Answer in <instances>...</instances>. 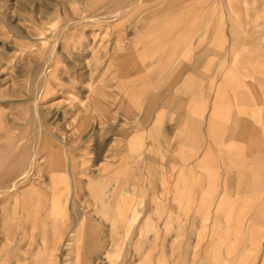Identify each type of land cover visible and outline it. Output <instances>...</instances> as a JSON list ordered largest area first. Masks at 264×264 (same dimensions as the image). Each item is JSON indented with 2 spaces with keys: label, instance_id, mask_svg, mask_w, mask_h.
I'll return each mask as SVG.
<instances>
[{
  "label": "rangeland",
  "instance_id": "obj_1",
  "mask_svg": "<svg viewBox=\"0 0 264 264\" xmlns=\"http://www.w3.org/2000/svg\"><path fill=\"white\" fill-rule=\"evenodd\" d=\"M173 1L0 0V148L17 147L4 171L16 188L0 191V264H184L189 240L186 264H259L257 249L244 248L242 255L233 229L246 208L235 183L225 181L226 162L202 159L205 141L213 150L220 144L206 126L205 144L186 143L176 135V121H169L183 115L178 74L194 67L193 60L188 56L185 64L175 55L167 61L133 40L150 17L168 15ZM206 5L195 1L191 18L197 14L202 22ZM215 6L216 31L226 29L235 47L264 56V0H215ZM190 27L195 50L218 48L198 24ZM220 62L209 56L199 66L202 76L196 91L186 94V115H207L217 83L225 92L222 123L230 110L243 113L235 89L217 71ZM249 75L242 68L240 78L251 81ZM153 97L157 105L150 103ZM154 122L161 125L160 138L150 132ZM165 133L169 144L159 141ZM55 150L65 161V181L57 187L47 168ZM19 163L26 168L18 170ZM117 166L121 173L110 178ZM31 187L48 195L42 218L21 207ZM111 187L130 189L134 220L132 236L121 231L114 241L107 236L111 222L102 197ZM224 193L229 200L217 209ZM145 215L149 250L141 263L143 249L135 243ZM77 219L86 227L96 222L103 244L89 251L81 235L68 236Z\"/></svg>",
  "mask_w": 264,
  "mask_h": 264
},
{
  "label": "crops",
  "instance_id": "obj_2",
  "mask_svg": "<svg viewBox=\"0 0 264 264\" xmlns=\"http://www.w3.org/2000/svg\"><path fill=\"white\" fill-rule=\"evenodd\" d=\"M94 1L99 2L100 0ZM186 1L190 4L183 5ZM195 1L199 0H174L171 3L172 6H168L165 11V13L168 12V15L159 18H154V16L150 17V23L146 25L142 32L138 34L135 33L136 36L133 40L137 45L141 44V46L147 49L150 48L156 51L158 57L161 56L160 58L167 59V61L175 55H178L185 64L193 60L195 64L194 67L188 68L185 71L186 66H184L185 68L182 67L178 74L180 82L177 89L184 94L180 107L183 115L172 117L169 121H176L175 129H178L176 135L180 136L182 141L186 143L203 144L202 135L204 127L206 126L208 133L211 134L209 136H212L215 142L220 144L216 146V150H213L210 148L208 140L205 141L206 146L203 150L202 159L210 160L211 157L214 156L212 157L213 160H222L226 162L229 170H227L228 173L226 174L225 181L231 184L235 183L237 191L243 197L244 206L246 208L245 219L236 222L233 228L241 240L242 255L246 254L244 250L248 247L257 249V258L261 256L259 257V264H264V242L263 247H261V239L264 238V56L248 53V51L244 50L242 47H235L231 43V34L228 35L226 29L218 32L216 31L217 22L220 23V21L216 18L215 0H206V16L202 22H199V16H196L197 14L191 18V14L195 13L192 11ZM169 13L172 14L169 15ZM157 15H159V13H157ZM197 24L201 34L205 35V39L216 43L218 48L214 49L205 44L199 51L198 49L195 50L199 47L197 40L193 42L194 40L192 41L189 36L191 32H193L190 26ZM175 37L176 39H174ZM226 38L229 43L226 42ZM137 50H139V48L136 49V52ZM188 56L190 58L189 61L186 60ZM209 56L220 58L222 62H220L221 65L217 71L225 75V81L235 89L237 99L244 105L243 113L234 112L233 110L228 111L224 123H222L220 108L223 107L221 99L225 92L224 86L220 83L215 84L213 87V97L207 115L202 114L198 119L185 114V112L190 110L189 102L187 101L188 96H186V94L190 95L199 87L198 79L202 76L199 66L202 64L203 60ZM212 61L214 62L215 59L213 58ZM164 68H166V65ZM242 68L246 76L250 74L248 77H252L251 81L240 78ZM166 71H168V67ZM170 98L171 97L168 99ZM168 99L164 102L170 104L171 102ZM150 103L152 105H157L158 99L153 97ZM151 124L152 129L150 132L152 135L160 138L159 133L161 131V125L155 122ZM140 125L143 127L144 124ZM165 134V138L159 141L169 144L171 141L167 139L168 134ZM133 138L135 142L134 145H139L140 142L138 138L135 136ZM178 141H181V139ZM16 148V146L12 149L5 147L0 148V184L2 185V183H5V185L0 188V191H11L16 188L17 181L13 179L7 180V175H5L4 172L6 160L9 157L13 160V152L16 151ZM5 153L8 154V156H6L7 158H5ZM201 164L204 165V162H201ZM24 168H26V165L23 163L17 165L18 170ZM47 168L52 173L53 186L57 187L64 183L65 173L63 171L65 168V161L59 150H55L51 153L47 162ZM119 169V166L111 169L108 174L110 178L119 176L121 173ZM233 170H235V172ZM127 175L130 176L129 171H127ZM211 176L213 177V173ZM214 176L213 184L215 185V178L217 175L215 174ZM183 181H185V178ZM197 183L199 184L200 181ZM129 191L130 189L127 188L122 191H115V189L111 187L109 190L105 191L104 196H102L105 197L103 207L111 222L110 231L107 236L113 241L121 231L125 232V234L132 232L131 236L134 233V220H132L130 216L132 202L130 201L131 195ZM224 191L227 190L225 189ZM47 198L48 195L42 189L31 187L23 192L20 204L25 214L29 215L33 212L35 217L42 218L39 211ZM228 200L225 193L221 195L216 204L217 209L225 205ZM162 208L163 207H160V209ZM45 220L46 219H43L44 222ZM169 223H172L171 220L168 224ZM150 224L151 221H149L146 215L141 218V223L139 225L140 239L135 243V246H137L140 251L143 249L141 263L145 262L148 255L149 248L144 229L150 227ZM216 231L217 233L220 232L221 228L216 227L215 232ZM71 233H73L74 238L76 235H81L84 240L83 246L89 251L97 249L99 245H102V240L105 238L102 228L99 227L96 222L86 227L83 221L79 219L75 221L74 227L69 231L68 236H70ZM65 244L66 240L64 242V245ZM228 247L231 250V244L230 246L228 245ZM250 251L252 252V249ZM191 252L192 242L189 240L183 248L182 254L185 256L184 264H186V258Z\"/></svg>",
  "mask_w": 264,
  "mask_h": 264
}]
</instances>
